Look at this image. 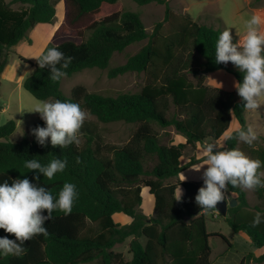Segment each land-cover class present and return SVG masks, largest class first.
Instances as JSON below:
<instances>
[{"label":"trees","instance_id":"trees-1","mask_svg":"<svg viewBox=\"0 0 264 264\" xmlns=\"http://www.w3.org/2000/svg\"><path fill=\"white\" fill-rule=\"evenodd\" d=\"M22 8L13 10L0 0V74L7 65L6 49L28 39V32L38 24L54 23L57 4L61 0H12ZM65 19L58 32L75 31L80 40L68 39L58 47L73 59L65 70L70 77L86 68L107 69L109 77L129 72H144L147 80L138 92H121L116 96L91 92L78 84L67 95L62 81H52L48 68L34 64L33 72L23 85L39 100H72L79 102L88 116L79 130L80 144L41 146L35 136L11 141L17 127L11 119L0 126V182L27 176L36 182L38 170H28L26 160L35 159L48 164L55 158L67 161L63 172L49 180L39 173V183L58 197L65 182L77 185L79 196L70 215L59 210L53 219L45 221L48 234H39L25 242L22 256L0 257V264H83L100 259L103 264H212L211 236L206 213L195 196L203 182L168 181L195 162L181 159L187 146L204 143L207 139H223L234 120L239 127L248 125L246 112L237 89L226 90L211 86L207 76L219 70L232 73L237 82L243 79L238 68L215 62V45L223 31L214 25L200 23L189 13L177 16L165 0H132L140 6L152 2L166 3L165 20H173L168 33L159 22L152 33L137 11L124 9L122 0H62ZM259 1V0H257ZM59 8V6H58ZM46 34H49L46 32ZM50 35V34H49ZM148 39L136 53L115 66L111 60L132 44ZM29 40V39H28ZM43 46L40 48L42 49ZM21 60L29 62L25 57ZM173 109V115L169 112ZM135 124L129 140L123 144L104 138L102 123ZM154 124L174 125L186 137L184 142L164 144ZM44 126L39 117L32 129ZM226 147L239 148L252 158L264 161V135L258 134L260 144L240 141L231 131ZM50 139V138H49ZM154 160L151 169L146 163ZM264 173V167L258 170ZM148 175V176H147ZM264 178V175H262ZM184 187V196L175 200V189ZM146 186L154 196V216L140 211L142 189ZM257 203L250 204L243 187L228 191L238 204L228 208L226 221L234 231L246 233L254 245L264 249V224L252 225L257 211H264V188L252 189ZM210 210H214L210 209ZM124 213L132 220L122 224L114 218ZM46 214V210H45ZM15 239L14 233L0 228V237ZM131 238L130 259L115 246ZM264 263L260 256L248 254L240 264L252 259Z\"/></svg>","mask_w":264,"mask_h":264},{"label":"rangeland","instance_id":"rangeland-1","mask_svg":"<svg viewBox=\"0 0 264 264\" xmlns=\"http://www.w3.org/2000/svg\"><path fill=\"white\" fill-rule=\"evenodd\" d=\"M10 4L13 10H19L22 5L12 0H5ZM173 10L174 14L189 13L195 20L200 23L214 25L224 30L231 28L234 42L239 37L242 38L245 31V23L254 12L251 7L257 8V13L264 14V0H165ZM59 6V8H58ZM121 6L124 9L137 11L146 25L148 32L152 33L159 22H163L161 31L168 33L171 29V19L165 20L166 3L152 2L147 5L140 6L132 0H122ZM57 13L54 23H57L56 28L50 33V27L38 24L28 32V39L20 41L18 44L6 49L4 57L7 59V65L0 74V126L13 119L17 123L16 130L10 136L11 141H19L25 137H31L32 127L38 121L40 114L37 111H29L37 104L50 100H39L35 98L27 89L23 82L34 70L38 63L35 56H38L42 50L51 48L52 46L61 43L68 39L80 40L75 31L70 33L58 32L57 29L65 19L64 1H60L57 6ZM49 33V34H46ZM148 39L132 44L126 48L124 52L115 53L111 60V65L115 66L126 61L129 55L138 52ZM43 46L42 49H40ZM25 57L29 62L21 60L20 57ZM230 68H237L232 62H228ZM28 72V73H27ZM30 73V74H29ZM147 75L144 72H129L117 77H109L107 69L86 68L75 73L70 77H65L62 81V90L67 95H70L71 90L78 84L85 85L89 91L98 92L104 95L116 96L121 92H138L145 85ZM208 83L212 86H218L227 90H235L237 83L235 76L226 71L219 70L208 74ZM169 117L173 115V109L169 112ZM248 124H252L258 134L264 135V105H261L257 111L246 112ZM104 138L108 142L123 144L129 140L133 131L136 128L135 124L125 122L102 123ZM155 129L159 133L162 143L171 144L179 143L186 140V137L181 134L174 125L162 127L154 124ZM239 123L234 120L230 131L237 129ZM207 142L216 140L207 139ZM205 141V142H206ZM260 144L261 139L253 142ZM203 143H197L195 146L189 145L183 155V162L190 159H195V162L181 171L178 175L170 178L171 182L181 181L182 174L186 177L183 181L203 182V168L200 171L192 170V166L202 162L201 146ZM154 160H148L146 166L151 169ZM207 165H204L206 168ZM264 174V173H262ZM148 176V175H147ZM183 190L184 187L180 186ZM247 195L250 204H256L257 198L252 189H247ZM143 202L140 211L148 216H154V196L149 192L146 186L142 189ZM114 218L122 224L130 223L131 218L124 213H116ZM207 229L212 233H219L224 236L214 235L210 238L212 246L211 260L212 264H240L245 256L254 254L260 256L264 253L263 248L254 245L251 237L244 232L234 231L228 224L225 217L219 213H215L208 209L206 212ZM131 238H128L122 243L115 246V251L123 252L126 259L131 258L129 252V244ZM83 264H103L100 259ZM246 264H259L253 258L248 260ZM264 264V263H262Z\"/></svg>","mask_w":264,"mask_h":264},{"label":"clouds","instance_id":"clouds-1","mask_svg":"<svg viewBox=\"0 0 264 264\" xmlns=\"http://www.w3.org/2000/svg\"><path fill=\"white\" fill-rule=\"evenodd\" d=\"M35 58L41 69H49L52 81H60L67 75L65 70L73 59L65 56L58 47L42 50ZM215 62H232L243 73L242 81L237 82L235 87L246 110L257 111L264 105V14H252L245 23L242 38L239 37L235 42L231 28H225L216 41ZM29 111L39 112L45 122L44 126L38 125L32 129L37 143L42 147L48 143L61 148L73 143L80 144L79 130L88 111L79 102L56 99L37 104ZM235 135L247 144H253L258 139V132L252 124L238 127ZM231 138L232 133L226 132L222 140L204 142L201 146L202 162L191 167L194 171L204 169L203 185L195 196L202 208H217L218 202L233 198V194L228 191L229 185L233 188H264V174L258 171L264 167V161L248 156L239 148L226 147L225 142ZM204 165L207 167L204 168ZM24 166L28 170H38V174L42 173L51 180L57 173L64 171L67 161L55 158L45 165L30 159L25 161ZM38 174L36 182L27 176L16 178L11 183L8 179L0 182V228L15 234V239L0 237V257L24 255L26 241L39 234H48L45 221L53 219L54 211L59 210L66 216L72 212L79 196L77 185L65 182L56 197L39 183ZM182 176L181 181L186 178ZM182 193L179 184L175 189L176 201L182 199ZM261 224H264V211H257L252 225L258 227Z\"/></svg>","mask_w":264,"mask_h":264},{"label":"water","instance_id":"water-1","mask_svg":"<svg viewBox=\"0 0 264 264\" xmlns=\"http://www.w3.org/2000/svg\"><path fill=\"white\" fill-rule=\"evenodd\" d=\"M238 204V201L236 198H231L228 201H222V202H218L217 204V208L216 209L220 214L226 216L228 213V208L229 207H234Z\"/></svg>","mask_w":264,"mask_h":264},{"label":"crops","instance_id":"crops-1","mask_svg":"<svg viewBox=\"0 0 264 264\" xmlns=\"http://www.w3.org/2000/svg\"><path fill=\"white\" fill-rule=\"evenodd\" d=\"M248 3L250 4V0H248ZM251 10L254 12V14L255 13H257L258 11H257V8H255V7H251ZM207 83H208V76H207ZM209 84V83H208ZM212 86V85H211ZM216 87H218V86H216ZM224 89V88H223ZM227 90V89H226ZM182 142H184V141H182ZM188 147V146H187ZM186 147V148H187ZM185 151V150H184ZM181 161H182V163H187V162H183V157H182V159H181ZM172 178V177H171ZM168 181H170V179H168ZM229 194H230V192H229ZM232 197H229V200L231 199ZM210 210V209H209ZM208 210H204V212L206 213ZM211 211H213V212H215V213H219L216 209H214V210H211ZM220 214V213H219ZM222 215V214H221ZM222 216H224V215H222ZM225 217V216H224Z\"/></svg>","mask_w":264,"mask_h":264}]
</instances>
